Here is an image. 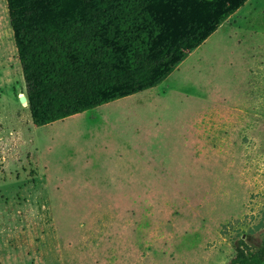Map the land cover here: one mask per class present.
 <instances>
[{"label":"rangeland","instance_id":"1","mask_svg":"<svg viewBox=\"0 0 264 264\" xmlns=\"http://www.w3.org/2000/svg\"><path fill=\"white\" fill-rule=\"evenodd\" d=\"M166 81L34 126L0 0V264H228L236 239L257 245L264 0Z\"/></svg>","mask_w":264,"mask_h":264},{"label":"trees","instance_id":"2","mask_svg":"<svg viewBox=\"0 0 264 264\" xmlns=\"http://www.w3.org/2000/svg\"><path fill=\"white\" fill-rule=\"evenodd\" d=\"M247 1L5 0L32 124L156 88ZM228 264H264V234Z\"/></svg>","mask_w":264,"mask_h":264},{"label":"crops","instance_id":"3","mask_svg":"<svg viewBox=\"0 0 264 264\" xmlns=\"http://www.w3.org/2000/svg\"><path fill=\"white\" fill-rule=\"evenodd\" d=\"M183 62H184V61H183ZM183 62H182V63H183ZM182 63H181V64H182ZM166 80H167V79H166ZM166 80H165L164 82H162L160 85H158L156 88H158V90H161V91H163V92L169 90L170 87H169V84L167 83Z\"/></svg>","mask_w":264,"mask_h":264},{"label":"water","instance_id":"4","mask_svg":"<svg viewBox=\"0 0 264 264\" xmlns=\"http://www.w3.org/2000/svg\"><path fill=\"white\" fill-rule=\"evenodd\" d=\"M20 102H22V103H26V97H21V98H20Z\"/></svg>","mask_w":264,"mask_h":264}]
</instances>
